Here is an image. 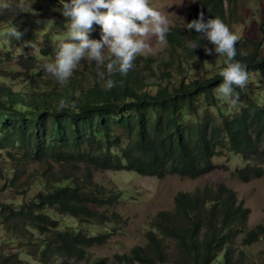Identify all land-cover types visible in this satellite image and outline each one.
Masks as SVG:
<instances>
[{
    "label": "trees",
    "instance_id": "obj_1",
    "mask_svg": "<svg viewBox=\"0 0 264 264\" xmlns=\"http://www.w3.org/2000/svg\"><path fill=\"white\" fill-rule=\"evenodd\" d=\"M46 3L37 0L16 18L42 10L43 5L50 14L60 15V0ZM239 3L198 0L187 21L203 12L219 17L235 33ZM47 32L39 43V55H31L29 66H24L32 72L31 90L21 91L29 93L0 84V156L6 153L8 158L23 156L49 163L38 176L41 189L32 201L17 208L0 201V220L13 224L14 232L31 236L26 254L46 264H88L87 249L106 242L109 231H85L81 225L117 220L116 212L94 211L89 202L114 206L121 195L96 191L91 179L94 169L195 178L218 167L227 169V162L219 163V159L235 156L242 181L263 175L264 39L238 37L234 59L262 75L256 84L237 87L238 98L229 103L216 94L218 72L205 74V67L196 66L192 75L187 74L193 69L192 61L206 52L203 46L188 48L187 41H198V35L179 26L166 34L168 60L137 55L126 74H111V89L102 85L109 78L105 70L102 76L95 74L97 80L89 87L76 85L75 76L54 86L45 82L40 90L34 77L40 75L36 62L42 55L53 57L56 47L55 34ZM89 36L99 38V25H93ZM176 76H181L178 83ZM120 130L128 142L120 140ZM83 170L87 173L82 176ZM4 175L1 171L0 177ZM15 179L17 172L7 185H14ZM204 189L178 192L174 210H162L154 217L157 230L147 234V246L134 248L127 256L131 260L124 259L122 264H232L239 237L243 245L264 237V224L248 229L251 209L237 200L234 190L224 184ZM49 209L74 216V225H63ZM32 229L42 237L35 239ZM166 238L175 240L174 251L169 250ZM12 256L1 254L0 264H13Z\"/></svg>",
    "mask_w": 264,
    "mask_h": 264
},
{
    "label": "rangeland",
    "instance_id": "obj_2",
    "mask_svg": "<svg viewBox=\"0 0 264 264\" xmlns=\"http://www.w3.org/2000/svg\"><path fill=\"white\" fill-rule=\"evenodd\" d=\"M37 0H0V3H6L7 8H0V84L10 86L12 90L27 95L28 92L21 90H31L29 81L32 72L24 66H29L31 55H39V43L42 40L45 30L53 32L55 37L53 43H58L63 39L67 23L66 17L61 12L59 16L49 13L45 5L42 10L32 11L29 15L16 16L28 11L32 4ZM198 0H149L150 6L156 7L165 14L170 21L171 28H183L187 21L189 12L195 6ZM45 4L46 0H44ZM43 10L46 13H43ZM264 19V0H240L238 11L234 17L237 22L235 33L238 37L244 36L254 40L264 39V30L261 28V22ZM15 26L22 32L19 39L4 36V32ZM51 30V31H49ZM47 32V33H48ZM46 33V34H47ZM58 35V36H56ZM149 46L154 54H142L145 56H161L163 60L170 58L169 46L167 41L161 45L155 37L149 38ZM262 51H264V41ZM223 56L220 54L209 55L205 53L201 58L194 59L193 69L187 74L192 75L198 69L205 67V74H216L223 65ZM53 57L42 55L36 62L40 75L34 76L38 79V89H43V83L49 82L50 85H57L55 77L42 70V65L51 61ZM21 62L24 65H21ZM196 63V64H195ZM96 68V69H95ZM95 69V70H94ZM104 65H97L94 61L87 58H81L69 78L76 76V85L92 86L95 82L94 77L105 74ZM262 73H253L252 83L256 84ZM264 75V73H263ZM181 76H176V83ZM102 85H104L102 83ZM80 93V90L77 91ZM121 131V130H120ZM120 140L129 141V137L123 131L120 132ZM118 148H123L118 145ZM227 162L228 168L218 167L215 170L202 174L198 177H183L178 174H168L163 178L155 176H146L135 174L132 171H112L94 169L91 179L94 186L102 191H121L122 200L109 209V212H116L120 218L117 222L103 224L96 221V224L81 225L82 229L91 232L104 233L110 232L114 225L115 233L110 236L107 242L101 246H93L87 249V262L92 264L100 260H105L106 264H122L124 255L130 254L137 245L144 246L147 243L146 233L152 229L154 216L162 210H172L175 207V197L178 192H196L204 191L206 186L217 188L224 184L236 192L237 200L243 202L245 206L251 209L247 227L252 229L259 224H264V172L261 177L251 179L247 182L242 181L237 175V164L235 156L229 159L220 158L219 163ZM264 167V163H261ZM49 167L46 161L33 160L23 156L16 158L6 157V153L0 156V172L5 175L0 177V201L5 202L10 208L20 207L23 202L32 201L41 189L38 176L45 172ZM55 167L60 169L59 164ZM85 169V167H83ZM17 172V179L14 185H7L11 181L14 173ZM87 173L83 170L82 176ZM42 183V182H41ZM93 206V204H91ZM97 210H104L95 207ZM61 220V223L71 226L76 220L67 214H55ZM6 220V216H3ZM66 227V226H65ZM155 230H157L155 228ZM33 236V235H32ZM31 236L21 235L14 232L13 224H7L0 220V255H13L9 260L13 264H46L37 257L26 254L25 244L29 243ZM165 242L169 245V250L176 249V242L171 238H166ZM237 251L234 255L232 264H264V237L252 245H243L241 237L237 239ZM177 253L180 254L179 251ZM85 261L82 262L84 264ZM140 264V263H136Z\"/></svg>",
    "mask_w": 264,
    "mask_h": 264
},
{
    "label": "clouds",
    "instance_id": "obj_3",
    "mask_svg": "<svg viewBox=\"0 0 264 264\" xmlns=\"http://www.w3.org/2000/svg\"><path fill=\"white\" fill-rule=\"evenodd\" d=\"M7 7L6 3H0V8ZM60 12L67 18L63 39L56 44L53 59L41 67L61 84L67 82L81 58H87L97 65H104L109 74V78L104 81V87L111 89L114 86L112 73L126 74L137 55L154 54L149 46V38L155 37L163 45L166 43V34L171 30L169 18L158 8L150 6L149 0H60ZM94 24L99 25L98 39L89 36ZM183 28L190 32L194 30L198 35V41H187L188 48L193 50L198 46H203L204 51L209 55L214 52L216 55L223 56L224 66L217 73L221 79L215 91L225 101L235 103L238 98L235 89L237 87L243 89L245 84L252 83L250 76L254 73L241 61L234 59L237 55L235 45L238 36L219 17L205 16L203 12L197 13L196 18L184 22ZM21 35L22 32L18 31L14 25L4 32L7 39L9 36L19 39ZM201 41L210 43L211 47H208V43L201 45ZM135 174L152 176L139 172ZM111 191L113 190L107 192ZM115 192L121 195L117 205L122 200V193L121 191ZM116 205L100 206L89 202V207L94 211H101L95 209V207H100L105 208L101 212L109 214H111L109 209ZM48 211L54 216L59 213L54 209ZM117 220L109 223L117 222ZM121 223L117 222L115 225ZM115 225L110 230L108 238L115 233ZM150 231H156L153 221L152 229L146 233L147 243V234ZM33 232L35 239L42 237L38 231L33 230ZM147 243L144 246H137L145 247ZM133 249L130 254L124 255L125 260H131L127 259V256L132 255Z\"/></svg>",
    "mask_w": 264,
    "mask_h": 264
},
{
    "label": "bare ground",
    "instance_id": "obj_4",
    "mask_svg": "<svg viewBox=\"0 0 264 264\" xmlns=\"http://www.w3.org/2000/svg\"><path fill=\"white\" fill-rule=\"evenodd\" d=\"M207 174V173H206Z\"/></svg>",
    "mask_w": 264,
    "mask_h": 264
}]
</instances>
